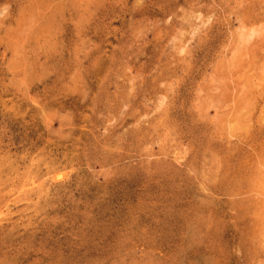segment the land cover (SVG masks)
Returning a JSON list of instances; mask_svg holds the SVG:
<instances>
[{"label":"rangeland","instance_id":"1","mask_svg":"<svg viewBox=\"0 0 264 264\" xmlns=\"http://www.w3.org/2000/svg\"><path fill=\"white\" fill-rule=\"evenodd\" d=\"M0 264H264V0H0Z\"/></svg>","mask_w":264,"mask_h":264},{"label":"bare ground","instance_id":"2","mask_svg":"<svg viewBox=\"0 0 264 264\" xmlns=\"http://www.w3.org/2000/svg\"><path fill=\"white\" fill-rule=\"evenodd\" d=\"M244 36H246V35L243 34V37H244ZM246 37H247V36H246ZM240 38H241V34H240ZM241 39H242V38H241ZM243 40H244V39H243ZM245 40H246V39H245ZM246 41H247V40H246ZM243 45H244V44H243ZM245 45H246V43H245ZM238 50H239V49H238Z\"/></svg>","mask_w":264,"mask_h":264}]
</instances>
